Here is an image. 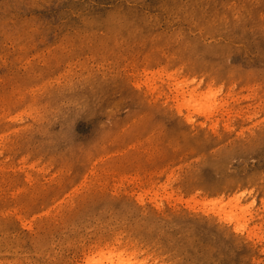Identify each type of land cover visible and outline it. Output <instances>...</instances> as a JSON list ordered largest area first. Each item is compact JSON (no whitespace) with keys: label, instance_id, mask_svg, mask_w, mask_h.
Returning a JSON list of instances; mask_svg holds the SVG:
<instances>
[{"label":"rangeland","instance_id":"obj_1","mask_svg":"<svg viewBox=\"0 0 264 264\" xmlns=\"http://www.w3.org/2000/svg\"><path fill=\"white\" fill-rule=\"evenodd\" d=\"M108 245L264 264V0H0V264Z\"/></svg>","mask_w":264,"mask_h":264},{"label":"bare ground","instance_id":"obj_2","mask_svg":"<svg viewBox=\"0 0 264 264\" xmlns=\"http://www.w3.org/2000/svg\"><path fill=\"white\" fill-rule=\"evenodd\" d=\"M196 98L191 97L189 100H186L187 104L185 103L184 106L188 105L189 107H194L198 109V111H202L206 114L208 111H210L211 107L214 105L213 102L211 103L209 99L207 100V103L204 104L202 103V100L207 97L201 98V102H197L195 100ZM236 205L231 204L230 207H235ZM226 206L227 205L221 206L222 208L219 209L221 212L214 211L215 215L218 216L217 219L221 221L222 214H225L224 219L226 221H230V222L233 220L240 221L239 218H236L235 215L237 214L234 213L232 208H231L232 211L230 212H226V213L222 212ZM244 211L245 210H242L241 212L243 213ZM85 264H148V263L144 259L140 258L139 254L133 251L132 249L131 250L125 248L119 249L111 245L110 246L108 245L105 247L104 246L100 248L98 247V249L86 259Z\"/></svg>","mask_w":264,"mask_h":264}]
</instances>
